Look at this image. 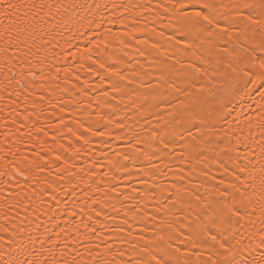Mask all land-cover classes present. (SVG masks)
I'll return each mask as SVG.
<instances>
[{"label":"snow or ice","instance_id":"snow-or-ice-1","mask_svg":"<svg viewBox=\"0 0 264 264\" xmlns=\"http://www.w3.org/2000/svg\"><path fill=\"white\" fill-rule=\"evenodd\" d=\"M0 264H264V0H0Z\"/></svg>","mask_w":264,"mask_h":264}]
</instances>
